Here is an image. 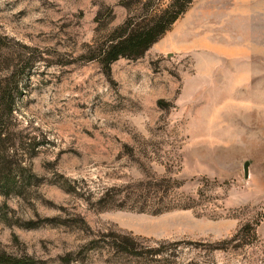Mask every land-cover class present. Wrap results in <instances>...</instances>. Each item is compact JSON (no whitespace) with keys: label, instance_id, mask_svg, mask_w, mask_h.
I'll return each instance as SVG.
<instances>
[{"label":"rangeland","instance_id":"rangeland-1","mask_svg":"<svg viewBox=\"0 0 264 264\" xmlns=\"http://www.w3.org/2000/svg\"><path fill=\"white\" fill-rule=\"evenodd\" d=\"M121 1L0 0L6 132L31 177L21 194L0 192V249L33 264H62L66 253L67 264H264V0H231L249 13L238 30L211 29L216 0H192L141 57L104 67L89 48L124 20ZM234 45L258 56L259 76L241 77ZM150 174L201 210H98L70 190ZM244 224L254 240L237 232ZM112 231L183 244L136 259L103 247L99 236Z\"/></svg>","mask_w":264,"mask_h":264},{"label":"trees","instance_id":"trees-1","mask_svg":"<svg viewBox=\"0 0 264 264\" xmlns=\"http://www.w3.org/2000/svg\"><path fill=\"white\" fill-rule=\"evenodd\" d=\"M125 0L121 5L126 10L124 20L116 25L96 46L89 48V59H95L104 67L118 58L136 59L154 44L171 25L185 12L192 0ZM5 77H0V192L3 195L21 194L31 177L23 163V153L16 154L18 147L8 132L6 123L12 109V92L4 88ZM33 148L34 144L28 141ZM16 179H18L16 181ZM178 185L166 176L145 175L141 179L121 186L102 188L99 191L85 189L74 182L70 190L83 194V202L98 210L125 209L139 213L160 214L172 210H201L197 197L177 192ZM93 200V201H92ZM256 225V224H255ZM250 233L256 238L254 226L244 224L237 230ZM103 247L116 254L131 258L172 255L183 244L182 240L158 241L153 245L145 240L120 232H107L99 236ZM62 264L70 261V253L60 257ZM0 264H33L29 256H12L0 249Z\"/></svg>","mask_w":264,"mask_h":264},{"label":"crops","instance_id":"crops-1","mask_svg":"<svg viewBox=\"0 0 264 264\" xmlns=\"http://www.w3.org/2000/svg\"><path fill=\"white\" fill-rule=\"evenodd\" d=\"M194 1V0H193ZM231 2V0H216V1H212V3L210 4V18L209 20H206L208 18H206L207 16H204L203 19L206 20V22L208 23H212L211 24V29H229V30H238V29H248V22L250 20V18L248 17V12L241 10V11H236L234 8H230L229 3ZM215 9V11H213ZM226 18V19H225ZM248 21V22H246ZM226 22H229L230 25L226 26V25H222L223 23L225 24ZM235 23V24H234ZM237 24V25H236ZM242 24V25H240ZM247 24V25H246ZM156 43V42H155ZM234 51H233V55L237 60L236 55L239 53H242V63H243V69H242V74L241 77L244 78H249V77H255V76H259L258 73H255L259 70V66H255L254 63L258 60V56H250L251 54V50L245 46L243 48H238L236 49V45H234ZM240 51V52H238ZM256 51V50H255ZM244 54H248L249 57L245 56ZM255 54H257L255 52ZM257 57V59H256Z\"/></svg>","mask_w":264,"mask_h":264},{"label":"water","instance_id":"water-1","mask_svg":"<svg viewBox=\"0 0 264 264\" xmlns=\"http://www.w3.org/2000/svg\"><path fill=\"white\" fill-rule=\"evenodd\" d=\"M242 173H243V177L246 178L247 177V161H245L242 164Z\"/></svg>","mask_w":264,"mask_h":264}]
</instances>
